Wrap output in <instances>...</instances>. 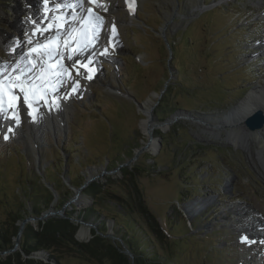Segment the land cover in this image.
<instances>
[{
    "label": "rangeland",
    "instance_id": "rangeland-1",
    "mask_svg": "<svg viewBox=\"0 0 264 264\" xmlns=\"http://www.w3.org/2000/svg\"><path fill=\"white\" fill-rule=\"evenodd\" d=\"M101 1L104 29L116 27L113 46L95 62L92 79L80 78L83 91L65 97L59 127L48 123L7 140L0 135V196L13 202L11 195L28 183L39 199L48 188L54 199L41 213L72 212L76 238L87 241L100 218L77 217L93 207L84 190L99 182L109 194L125 196L117 178L122 169L138 168L137 192L167 238L154 242L139 212L126 224L111 199L97 207L109 214L107 232L116 217L129 230L142 225L138 241L150 264H244L251 251L239 242L227 205L264 216V167L255 141L248 152L225 139L228 125L220 122L217 133L207 123L227 124L225 113L264 82V0H133L134 11L125 0ZM41 2L0 0V40L16 39L22 50ZM9 55L0 41V61ZM63 86L70 91L72 79ZM149 114L151 131H145L141 122ZM38 221L28 223L37 227ZM81 229L87 231L82 238ZM18 249L14 239L10 250ZM62 264L92 263L63 255Z\"/></svg>",
    "mask_w": 264,
    "mask_h": 264
},
{
    "label": "trees",
    "instance_id": "trees-1",
    "mask_svg": "<svg viewBox=\"0 0 264 264\" xmlns=\"http://www.w3.org/2000/svg\"><path fill=\"white\" fill-rule=\"evenodd\" d=\"M109 160L111 159L109 158ZM137 170L140 169L134 168L132 170L130 167L122 169V176L117 178L118 181L123 182L124 185L122 186L127 189L125 196L117 195L116 193L109 194L105 189V185L99 182L90 183L87 186V190H84V192L93 197V207L82 209L78 212L77 217L87 220L95 216L94 222L100 218L96 223V231L92 230V237L89 240L79 241L76 238L78 225L70 219V216L73 215L72 212L67 213L66 217L49 216L44 220L38 221L37 227L26 223L19 239V249L9 251L5 255L0 254V264H50V261L62 264L63 255H70L92 264H150L148 261L152 259L148 258L144 249L140 248L141 243L138 241V237L141 235L138 230L144 231L142 225L134 230H129L130 228L120 224L115 216L116 220L113 222L114 225L111 228V232L129 249L132 254L130 259L128 255L121 251L118 242L104 236L108 231L106 222L109 214L97 211V207L103 205L102 201L111 199L116 204L113 209L119 213L118 215L123 217L127 222L126 224L130 225L129 221H135L136 215H138L137 212H139L146 219V227L155 240L154 242L167 238L150 210L145 206L143 197L137 192ZM69 177L70 183L74 185V178ZM94 187L97 190L96 192H94ZM20 189V191L11 195L13 202L4 193L0 196L2 213L5 215L4 219H0V252L13 248L19 223L25 218L27 213L39 216L54 199L53 195H51L52 191L48 188L41 193L42 197L39 199L35 197L36 186L27 183L22 185ZM42 200L44 202H39ZM26 204H30V209L26 208ZM34 253H41L45 259L33 257L31 254ZM152 254L154 253L152 252ZM151 262H154V260ZM160 264L164 263L161 262Z\"/></svg>",
    "mask_w": 264,
    "mask_h": 264
},
{
    "label": "snow or ice",
    "instance_id": "snow-or-ice-1",
    "mask_svg": "<svg viewBox=\"0 0 264 264\" xmlns=\"http://www.w3.org/2000/svg\"><path fill=\"white\" fill-rule=\"evenodd\" d=\"M90 2L96 3V0H90ZM77 3L82 6L83 0H77ZM43 6L46 14L51 11L49 0H43ZM67 7L74 9L76 5L68 4ZM101 7L104 6L101 5ZM62 8V4L55 3L58 14L51 17L46 27H40L35 20L32 21L35 26L32 34H39L45 38L42 42L37 41L34 46H32L31 37L28 38L29 47L25 57L21 58L23 66L18 63L12 73L3 70L7 67L6 65L0 68V115H3L5 119L14 121L17 127L21 123L19 114L21 107L28 110L27 114L33 119H36L35 112L37 109L35 105L41 102L46 104L49 110L53 105L59 108V104L55 101L58 99L59 89L65 83V79L71 80V68H75L77 75L80 74L81 68L86 70L87 79H92L96 71L91 66L93 60L85 58V61H81L78 58V53L95 45L104 24L103 16L96 14L91 7L87 9L86 17L80 18L73 15L72 20L79 19L80 26H73L61 42L60 33L68 23ZM129 8L132 11L135 10L131 3ZM105 10L107 9L105 8ZM45 20H48L47 16H45ZM52 32L55 34L45 35ZM116 35V27L113 24L111 36L115 37ZM100 54L107 55L108 49L105 48ZM66 60L73 61L71 68L66 65ZM78 88L79 80H72V92ZM70 94L66 93V95ZM7 131L14 134L15 130L9 127ZM4 139H9V135H4ZM242 242L253 243V241L247 240V237H242Z\"/></svg>",
    "mask_w": 264,
    "mask_h": 264
},
{
    "label": "bare ground",
    "instance_id": "bare-ground-1",
    "mask_svg": "<svg viewBox=\"0 0 264 264\" xmlns=\"http://www.w3.org/2000/svg\"><path fill=\"white\" fill-rule=\"evenodd\" d=\"M125 3L128 5L130 3L132 4L133 0H125ZM77 5L79 6L80 4L77 3ZM49 6L53 7L52 4H49ZM52 12H54V9H51L50 17L55 16L52 14ZM33 13H35V11H33ZM55 14H57V13L55 12ZM47 22H49V20H47L45 23H40L38 25L40 27H46ZM14 26L16 27V29H18L16 25H14ZM0 37L2 39V37H4V34L3 33L0 34ZM0 41H1V45L5 49H7V51L13 52V50H14V53H18V54L21 52L20 49L18 48L20 43L16 39L9 40L6 36L3 40H0ZM98 50L100 51V49H98ZM25 54L26 53L24 52L22 54V57H25ZM94 57H95V55H94ZM92 58H93V56H92ZM67 62H68L67 66H69L71 68L73 61H67ZM18 63L21 64V66H23L22 59ZM73 69L76 72L75 68H73ZM16 70L18 71V69H16ZM5 71H8V69H5ZM87 75H88V73L86 72V70L81 68L79 75L76 74L75 78H74V75L72 76V80H79V88L76 90L77 92L83 91L81 89V87H83V85L80 82V78H82V77L86 78ZM66 93H71V94L66 95ZM74 94H75V92H72V87H71L70 91L59 89L58 97H60V98L55 101V103L59 104V108H57V107H55V105H53L51 107V110H49V107L46 104H44L43 102H41V103L35 105V108L38 110V111L36 110V112H35L36 119H33L31 116H29L27 114L28 110H26L24 107H21L20 111H19L20 118H21V123H20L19 127H17L15 125L14 121L5 119L3 115H0V124H1L0 135L1 134H4V135L10 134L7 131L9 127H12L15 130L14 134L20 135L21 137L31 136L32 133L29 134V131L34 130V128L37 126H42V125H45L48 123L51 124L52 127L54 126V128L59 127L60 121L63 119V115L65 114L64 110L66 108L64 109V107L62 105L64 102H67L65 97H70ZM21 104H22V101H21ZM41 104L43 105V107L47 106V109L44 110L43 107L41 108ZM68 104H66V105H68ZM37 107H39V108H37ZM257 108H260L264 111V82L259 87L253 88L248 95H246L242 100H240L235 105L234 108H232L231 110H229L228 112L225 113L227 124L222 123L224 121H219V122H217V124H214V125L212 123H207V122L206 123L209 124V127H207L208 129L214 130L217 133H218V130L221 129V127H219L220 122H221V124L228 125L230 128H229V130L226 131V135H225L226 138L225 139L228 142H230L231 144H233L234 146L243 147L248 152L253 153V150L251 148V142L255 141L257 144L255 154H256L259 162L261 163V165L264 167V156H263V152H264V126L259 130L249 131L244 127V125L242 123V119L247 114H249L250 112H252L253 110H255ZM144 111L149 113L150 112L149 106L145 107ZM37 114L40 116H37ZM150 122H151V120H150V114H149L148 119L146 120V118L145 119L143 118V121L141 122V126L145 131L147 129L148 130L151 129L150 128L151 127ZM234 128H239V129H234ZM151 146H152V144H151ZM227 209H230V211L232 212L231 213L232 214L231 216L233 217L232 219L233 220L235 219L237 221V223L233 222L231 224V226L235 227L234 230L237 229L236 231H238V233L240 235H242V237L244 234V235H246L247 240L253 241V243H248V246L246 247V250H250L251 254L248 257H243V259L245 258L243 263L244 264L245 263H247V264H264V243L259 242V240H262L264 238L263 237V235H264V216L259 214L257 211L249 210L248 208L243 207L241 205H237L236 203L227 205ZM86 234H87V231H84L82 229L79 231V236L81 238L84 237Z\"/></svg>",
    "mask_w": 264,
    "mask_h": 264
},
{
    "label": "water",
    "instance_id": "water-1",
    "mask_svg": "<svg viewBox=\"0 0 264 264\" xmlns=\"http://www.w3.org/2000/svg\"><path fill=\"white\" fill-rule=\"evenodd\" d=\"M242 123L244 125V127L249 130V131H256V130H259L261 129L263 126H264V111L260 108H257L255 110H253L252 112H250L249 114H247L243 119H242ZM92 179V177H90L88 179V181L86 182H89L90 180ZM85 182V183H86ZM79 191V189L77 190ZM50 214H53V211H48V212H43L41 213L39 216H34V215H30V217L28 218H24L20 223H19V227H18V232H17V235L15 237V245L18 244L19 242V239H20V236H21V232L25 226L26 223L33 221V220H44L46 219L47 217H49L48 215ZM83 222V221H82ZM88 224V223H86ZM90 225V224H89ZM79 227V226H78ZM92 229V230H95L96 231V224L93 225L92 228H89V230ZM79 230V229H78ZM104 236H107V237H112L113 240L115 242H118L120 244V249L122 252H124L126 255H128V257L131 259L132 258V254L131 252L129 251L128 248L125 247V245L123 244V242L118 238V237H115L113 236L112 232H107L106 234H104ZM11 251V250H10ZM6 251H3V252H0V254L4 253ZM37 256L41 255V253H37L36 254ZM42 256V255H41ZM43 257V256H42ZM43 259H45V257H43ZM51 264H54L53 261H50Z\"/></svg>",
    "mask_w": 264,
    "mask_h": 264
}]
</instances>
